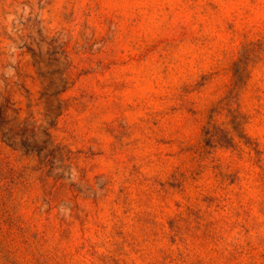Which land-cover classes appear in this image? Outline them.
Masks as SVG:
<instances>
[{
    "label": "rangeland",
    "instance_id": "rangeland-1",
    "mask_svg": "<svg viewBox=\"0 0 264 264\" xmlns=\"http://www.w3.org/2000/svg\"><path fill=\"white\" fill-rule=\"evenodd\" d=\"M0 264H264V0H0Z\"/></svg>",
    "mask_w": 264,
    "mask_h": 264
}]
</instances>
